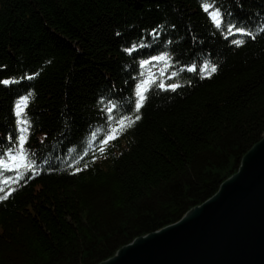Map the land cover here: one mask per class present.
Returning <instances> with one entry per match:
<instances>
[{"label":"trees","instance_id":"trees-1","mask_svg":"<svg viewBox=\"0 0 264 264\" xmlns=\"http://www.w3.org/2000/svg\"><path fill=\"white\" fill-rule=\"evenodd\" d=\"M261 28L264 0H0V264H101L212 198L264 138Z\"/></svg>","mask_w":264,"mask_h":264},{"label":"water","instance_id":"water-1","mask_svg":"<svg viewBox=\"0 0 264 264\" xmlns=\"http://www.w3.org/2000/svg\"><path fill=\"white\" fill-rule=\"evenodd\" d=\"M101 264H264V138L203 205Z\"/></svg>","mask_w":264,"mask_h":264},{"label":"snow or ice","instance_id":"snow-or-ice-1","mask_svg":"<svg viewBox=\"0 0 264 264\" xmlns=\"http://www.w3.org/2000/svg\"><path fill=\"white\" fill-rule=\"evenodd\" d=\"M212 6L210 4H204L203 5V9L204 11L208 12L209 9L211 8ZM211 15V18L213 19V22L216 24V27L219 28L221 27V23L222 21L220 20V13H219V10H215V11H212L210 13ZM234 26H229L227 31L228 32H232V29H233ZM237 31H241V30H237ZM261 31H264V28H261ZM243 34H246V35H252L251 33H243ZM253 39H255V36H252ZM234 43H236L237 45H239L241 42L240 41H233ZM209 69V66L208 65H205V70L207 71ZM216 67L215 66H211L210 68V72L211 73H215L216 72ZM0 83H3L5 85H8L10 83V81L8 80H4V81H0ZM139 95V98H138V101H137V104H136V111L138 112L140 110V108L143 106V102L144 100L146 99V97L140 93L138 94ZM28 97H24L23 100H21L19 103H17L16 105V115L17 116H20L21 115V108L23 105H25L26 101H27ZM140 117L137 116L136 119L138 120ZM134 122V121H133ZM28 121L27 120H21L20 121V124L22 125H25L27 124ZM121 124H123V120L120 121ZM27 131V128L25 127H21L20 128V132L21 133H24ZM26 142V138L25 136L22 134L20 137H19V144L22 146L24 143ZM23 155V154H21ZM17 157L13 156L12 153H9V159H12V160H15ZM27 166V164L25 165ZM0 167H3L5 170H9V165L5 163V161L3 160H0ZM0 192H4V189L3 188H0ZM11 193H8V195H10ZM7 196H3V197H0V199H6Z\"/></svg>","mask_w":264,"mask_h":264}]
</instances>
